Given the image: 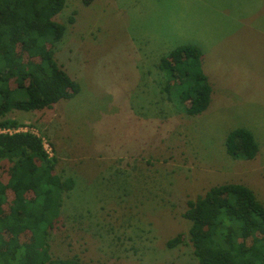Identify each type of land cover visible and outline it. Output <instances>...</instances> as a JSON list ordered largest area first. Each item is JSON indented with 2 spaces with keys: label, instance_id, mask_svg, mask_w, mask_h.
Here are the masks:
<instances>
[{
  "label": "rangeland",
  "instance_id": "obj_1",
  "mask_svg": "<svg viewBox=\"0 0 264 264\" xmlns=\"http://www.w3.org/2000/svg\"><path fill=\"white\" fill-rule=\"evenodd\" d=\"M54 20L65 25L54 58L79 91L50 109L5 115L38 134L54 171L74 180L49 230L51 256L199 264L187 200L238 183L264 205V0H65ZM184 44L201 49L213 91L196 115L182 110L174 87L163 90L158 68ZM237 127L257 141L251 160L225 151ZM178 233L182 242L168 248Z\"/></svg>",
  "mask_w": 264,
  "mask_h": 264
},
{
  "label": "trees",
  "instance_id": "obj_2",
  "mask_svg": "<svg viewBox=\"0 0 264 264\" xmlns=\"http://www.w3.org/2000/svg\"><path fill=\"white\" fill-rule=\"evenodd\" d=\"M64 1L0 0V127L21 126L5 117L12 110L50 109L79 91V84L53 55L65 30L54 16ZM91 1L82 0L86 5ZM73 21L69 16L68 22ZM201 55L198 46L184 44L158 62L167 75L163 90L174 87L188 115L201 113L210 102L212 87ZM225 151L232 158L249 160L256 156L258 144L248 128L237 127L227 132ZM55 163L39 135L0 133V264H77L74 259L53 258L47 241L63 195L74 187L72 177L54 171ZM182 216L190 223L189 242L199 264H264V205L246 185L212 186L187 200ZM181 242L178 233L166 246Z\"/></svg>",
  "mask_w": 264,
  "mask_h": 264
},
{
  "label": "built area",
  "instance_id": "obj_3",
  "mask_svg": "<svg viewBox=\"0 0 264 264\" xmlns=\"http://www.w3.org/2000/svg\"><path fill=\"white\" fill-rule=\"evenodd\" d=\"M19 131H30V132L35 133V132L32 131L31 129L29 130L26 126H23V125L18 126L17 128L0 127V133H9V134H11V133H14V132H19ZM35 134H36V133H35ZM36 135H38V134H36ZM42 143H43V147H44V149H45L46 152L49 154L48 150H47L46 147H45V144H44L43 140H42ZM49 155H50V154H49ZM50 156H51V155H50Z\"/></svg>",
  "mask_w": 264,
  "mask_h": 264
},
{
  "label": "crops",
  "instance_id": "obj_4",
  "mask_svg": "<svg viewBox=\"0 0 264 264\" xmlns=\"http://www.w3.org/2000/svg\"><path fill=\"white\" fill-rule=\"evenodd\" d=\"M212 93H213V91L211 92V95H212ZM210 100H211V97H210ZM258 150H259V147H258ZM260 152H261V150H260ZM258 153V152H257ZM263 153V152H262ZM257 155V154H256ZM253 159V158H252ZM249 160H251V159H249ZM252 190V189H251ZM253 191V190H252ZM255 194V193H254Z\"/></svg>",
  "mask_w": 264,
  "mask_h": 264
}]
</instances>
